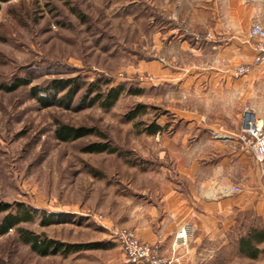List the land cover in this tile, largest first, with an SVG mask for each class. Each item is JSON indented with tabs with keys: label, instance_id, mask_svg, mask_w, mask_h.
Here are the masks:
<instances>
[{
	"label": "rangeland",
	"instance_id": "rangeland-1",
	"mask_svg": "<svg viewBox=\"0 0 264 264\" xmlns=\"http://www.w3.org/2000/svg\"><path fill=\"white\" fill-rule=\"evenodd\" d=\"M192 6L189 0H14L1 6L0 204L36 210L33 221L18 225L28 232L66 245L99 247L42 257L20 242L14 229L0 236V264H127L111 238L116 228L135 232L147 215L163 219L166 227L183 223L189 235H215L219 212L203 201L229 197L221 195L220 187L238 186L232 176L245 178L250 167L258 184H264V160L258 163L251 156L230 162L229 175L221 178L220 144L214 130L200 128L237 121L240 135L243 108L250 106L263 122L260 111L251 104L236 108L200 100L193 90L187 95L177 83L165 81L214 63L209 52L195 56L182 50L183 43L192 49L224 39L206 31L207 12ZM250 37L251 31L253 49ZM250 63L234 66L231 75ZM72 78L84 87L123 85L140 94L124 92L109 110L81 105L80 95L69 109L45 107L31 95V88ZM18 79L30 84L10 93L2 90ZM141 105L142 116L124 121L128 111ZM152 122L163 131L149 136L143 128ZM57 124L92 128L106 138L89 135L62 143L54 138ZM93 143H108L118 152H82ZM178 202L193 208L175 211ZM206 210L213 214L211 221ZM44 214L60 220L41 226ZM228 221L223 240L198 244L188 237L185 245H172L169 257L183 256L191 264H264V243L250 259L225 236L250 226L264 229L263 220L248 209L229 214ZM197 244L199 250L192 253Z\"/></svg>",
	"mask_w": 264,
	"mask_h": 264
},
{
	"label": "crops",
	"instance_id": "crops-1",
	"mask_svg": "<svg viewBox=\"0 0 264 264\" xmlns=\"http://www.w3.org/2000/svg\"><path fill=\"white\" fill-rule=\"evenodd\" d=\"M189 2L193 5L192 8L195 12L203 10L207 12L209 22L204 27L206 31L221 34L224 39L212 44L206 42L199 45L198 48L192 49L183 43L182 50L192 51L195 56H200L202 52L203 54L209 52L208 59L211 63L214 60V63L208 69H204L202 66L194 67L193 72L184 73L179 79L170 77L165 81L177 83L187 95L193 90L195 97L200 100L211 99L213 102L225 103L236 108L242 107L244 104H251L260 111L264 118V67L258 66L253 69L251 74L239 78L231 75V69L234 66L250 63L254 58L248 34L250 27L255 23L264 28V0H189ZM221 4L222 9L220 8ZM219 8L222 12L219 11ZM236 122L233 125H225L226 127L223 125L209 127L207 124L200 127L202 130H214L216 142L218 145L220 144L217 152L218 171L223 179L226 178V174L229 175L228 170H230L232 161L241 162L246 156L247 158L253 157L250 148L239 140L240 135ZM248 172V176L245 178L235 174L232 176L233 184H237L240 188L244 187L241 194H232L227 198H217L214 201H203L218 210L219 225L216 224L215 229L217 231L219 226L220 231L215 235L203 233L198 236L192 233L189 235L188 231L187 237L191 242L195 240L199 244L213 242L215 238L223 240V231L230 227L229 214L237 215L252 209L264 222V184H258L256 178L253 177L254 170L251 167ZM173 198L178 201V195H174ZM191 208L193 207H190L189 204L180 202L178 208L174 210L188 213L192 210ZM204 215L210 221L212 220V212L206 210ZM183 219L187 218L183 217ZM213 220L217 221V218L214 217ZM163 221V219L155 220L153 217L145 215L140 220L141 227L136 228L135 232L144 243H159V252L163 256L169 257L172 253V245L176 243L174 235L182 229L183 223L177 222L178 224L174 226L166 227L162 223ZM195 227L193 228L194 233L197 229ZM201 227L199 225L198 228ZM198 244L192 253L199 250ZM200 253L201 251L197 254L200 255Z\"/></svg>",
	"mask_w": 264,
	"mask_h": 264
},
{
	"label": "trees",
	"instance_id": "trees-1",
	"mask_svg": "<svg viewBox=\"0 0 264 264\" xmlns=\"http://www.w3.org/2000/svg\"><path fill=\"white\" fill-rule=\"evenodd\" d=\"M14 0H0V12L2 5H8V3ZM30 82L26 79H18L12 82L9 86L2 87V90L6 93L16 91L18 88L28 86ZM103 84L97 85H86L76 78L68 80H53L45 88H31V95L43 106H59L69 109L72 107L73 102L77 99L78 95L81 98V105L85 107L99 106L105 110H109L112 106L119 100V98L126 92L127 94L137 96L140 94L139 90H133L131 88L125 89L123 85L118 86H107L102 89ZM80 93V94H79ZM145 112V107L137 106L135 109L130 110L124 116V121L133 122L138 117L142 116ZM142 127L143 124L139 123ZM163 131L157 123H150L144 126L143 132L149 136L157 135ZM89 135H95L97 138L105 139L106 137L98 133L95 129L89 128H74L72 126H66L63 124H57L54 131V138L62 143H70ZM82 152L99 154L107 153L114 154L117 149L112 148L108 143H93L90 144L82 150ZM38 212L36 210L26 208L23 204H16L11 207L9 204H0V236L7 234L9 231L16 230L20 242L25 246L29 247L38 256H48V255H63L68 256L75 252L82 250H88L93 248H98L99 245H66L60 242H54L48 240L46 237L34 234L31 231H26L18 225L23 223H29L37 217ZM240 215V214H239ZM58 215H47L44 214L40 220V225H48L52 222L57 221ZM60 220V219H58ZM239 228V227H238ZM237 229V232H233L225 235L227 241H234L236 250L239 255L255 259L259 253L258 247L264 243V229L255 228V226H250L249 228L243 230Z\"/></svg>",
	"mask_w": 264,
	"mask_h": 264
},
{
	"label": "built area",
	"instance_id": "built-area-1",
	"mask_svg": "<svg viewBox=\"0 0 264 264\" xmlns=\"http://www.w3.org/2000/svg\"><path fill=\"white\" fill-rule=\"evenodd\" d=\"M250 31V39H255L254 58L250 64L236 68L235 77H241L258 66H264V32L258 25L252 26ZM241 119L239 140L250 148L254 160L261 163L264 160V123L257 118V113L247 105L243 108ZM219 192L222 196H231L240 193V189L236 185L222 186ZM187 235V229L178 231L174 235L176 244L185 245ZM111 238L119 245L127 264H191L183 256H163L159 252V243H144L132 230L116 228L111 233Z\"/></svg>",
	"mask_w": 264,
	"mask_h": 264
}]
</instances>
